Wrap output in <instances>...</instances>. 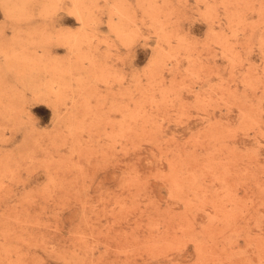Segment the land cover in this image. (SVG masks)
<instances>
[{
  "label": "rangeland",
  "instance_id": "1",
  "mask_svg": "<svg viewBox=\"0 0 264 264\" xmlns=\"http://www.w3.org/2000/svg\"><path fill=\"white\" fill-rule=\"evenodd\" d=\"M0 264H264V0H0Z\"/></svg>",
  "mask_w": 264,
  "mask_h": 264
}]
</instances>
